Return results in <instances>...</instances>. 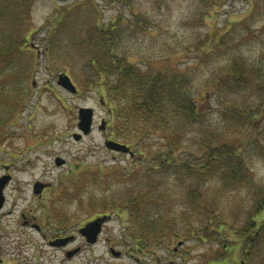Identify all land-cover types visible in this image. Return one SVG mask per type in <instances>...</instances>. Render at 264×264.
I'll list each match as a JSON object with an SVG mask.
<instances>
[{
  "label": "trees",
  "instance_id": "1",
  "mask_svg": "<svg viewBox=\"0 0 264 264\" xmlns=\"http://www.w3.org/2000/svg\"><path fill=\"white\" fill-rule=\"evenodd\" d=\"M226 1L211 4L221 7ZM33 3L0 0V112L11 113L0 117V130L30 95L18 88L37 59L28 46ZM67 16L58 14L53 35H60L58 25L63 27ZM135 18L121 15L102 27L95 17L75 27L71 37L72 62L82 69L78 76L84 87L104 98L113 139L133 152L137 149L146 163L112 176L116 191L99 201L97 210L126 221L124 236L135 255H155L162 245L170 250L175 242L199 237L233 243L243 248L246 264H264V186L254 182L246 155L247 146L264 132V66L240 49L253 35L252 24L249 19L239 21L245 35L238 38L232 26L216 40L211 36L197 46V66L209 56L228 52L227 62L210 72L205 87L214 82L220 97L228 99L214 120L200 103L203 88L193 75L197 66L157 72L129 60L125 38L136 36L146 23L138 14ZM236 189L248 191L246 200L235 201L238 209L228 207L234 202L227 195ZM234 262L221 257L208 264H244Z\"/></svg>",
  "mask_w": 264,
  "mask_h": 264
},
{
  "label": "rangeland",
  "instance_id": "2",
  "mask_svg": "<svg viewBox=\"0 0 264 264\" xmlns=\"http://www.w3.org/2000/svg\"><path fill=\"white\" fill-rule=\"evenodd\" d=\"M211 1L205 4L204 0H34L28 21L33 34L28 46L35 52L37 59L27 81L21 83V89L18 88L30 95L27 96L26 106L18 108L16 116L10 118L0 130V167H8L10 174L18 176L22 183L26 200L21 203L20 211L32 207L30 190L34 180L50 183L53 193L48 195V200L52 202L59 220L57 227H67L72 231L76 237L73 248L81 247L84 250L72 261H65L64 252L60 249L53 253L44 250L39 255L38 263V256L32 254L36 251L31 249L20 256L34 261L29 263L24 259L25 264H208V261L221 257L228 258L230 263L236 261L246 264L242 247H235V244L220 239L208 241L199 237L188 238L183 243L175 242L170 250L162 245L155 255H135L128 248V240L124 236L126 221L124 223L123 219L109 214L110 211L97 210L96 205L115 193L116 184H112V176L135 164L144 168L146 163L140 161L137 149L134 157L107 149V141H116L108 125V106L94 89L84 87L78 76L83 73L82 69L73 64L70 53L75 27H83L93 22L95 17L94 20L100 26H110L121 15L134 20L138 14L143 17L140 21L146 23L141 25L144 29L136 36L125 38L128 41L125 47L129 60L144 69L151 68L157 72H183L197 66V57L200 55L197 46L202 47L211 36L216 40L227 27L234 26L236 38L245 35L243 27L237 23L249 19L253 35L245 39L240 49L247 57L260 61L264 66V0H227L221 7L212 6ZM58 14L68 16L63 19V27L58 25L60 35H53ZM200 14L206 16L201 18ZM218 54L209 56L193 71L195 84L203 88L200 103L211 112L210 117L214 120L226 108L224 103L228 100L223 95L220 97L214 82L205 88L207 80L211 78L210 72L227 62L228 52ZM61 74H67L72 79L79 94L73 95L58 85ZM82 108L94 110V129L90 135L76 141L73 136L80 133L79 111ZM10 114L0 112L1 120L4 115L6 118ZM106 137L109 138L107 141ZM141 148L146 149L143 146ZM246 155L254 182L264 186V132L253 145L247 146ZM58 158L65 160V164L57 166ZM100 172L103 174L100 175ZM247 195L245 189L232 191L227 196L234 204L228 207L238 209L239 202L235 201L246 200ZM107 215L111 218L106 219ZM98 216L105 220L99 241L86 247L79 229L92 223V219ZM15 220L16 217H3L0 224L10 237L7 258L16 260L20 258L17 256L20 251L13 254V249H17L18 245L14 241L18 240V235L22 233L37 244L41 241L28 229L19 228L22 226H17ZM112 248L120 253L119 257L111 254Z\"/></svg>",
  "mask_w": 264,
  "mask_h": 264
},
{
  "label": "flooded vegetation",
  "instance_id": "3",
  "mask_svg": "<svg viewBox=\"0 0 264 264\" xmlns=\"http://www.w3.org/2000/svg\"><path fill=\"white\" fill-rule=\"evenodd\" d=\"M108 139L106 137V141ZM2 170L5 172L1 173ZM19 180L20 179L18 176H13L10 174L8 167L4 166V169L0 167V219L3 217H16L15 223L17 226L21 225L22 227L19 228H26L31 231V233L37 235L41 243L38 241L37 244L36 242L26 238L24 234L21 233L17 237L18 240L14 241V243L18 246L17 249H13V254L20 251L17 255L20 257L23 256L26 251L32 249L36 251L32 254L34 257L38 256L37 262L39 263V255H42L44 250H47L46 253H53L55 250L60 249L64 252L65 261H72L76 256L81 254L84 249L81 247L76 248L79 249V252L75 255L72 254V252L76 250L73 248V243L76 241V237L67 227H57L60 223L54 213V206L52 202L48 200V195L53 193V190L51 189L52 185L45 181L34 180V182L31 184L30 190V197H32V207L28 210L20 211V207L22 205L21 203L26 199L23 196L21 188L22 183ZM35 202H38L39 204H35ZM39 214L40 219L38 218ZM99 218L100 216L92 220L95 221ZM81 237L85 240V246H90L86 239L83 236ZM9 241V235L3 231V227L0 224V264H25L24 259L29 263L34 262L32 259H22L21 257L17 258L16 260L12 258L8 259L7 256L9 255ZM37 252L38 255H35ZM65 261H62V263Z\"/></svg>",
  "mask_w": 264,
  "mask_h": 264
},
{
  "label": "water",
  "instance_id": "4",
  "mask_svg": "<svg viewBox=\"0 0 264 264\" xmlns=\"http://www.w3.org/2000/svg\"><path fill=\"white\" fill-rule=\"evenodd\" d=\"M58 85L64 88L66 91H69L71 94H76L78 92L77 87L75 86V84L72 82V79L67 74H61L59 76ZM94 115L95 112L91 108L80 109L79 125H78L80 133L74 134L73 136L76 141H80L81 139H83L84 136H88L89 134H91L94 124ZM106 146L109 150L115 152H121V153H129L131 156H134V152L126 144H122L115 141H107ZM56 164L57 166L60 167L65 164V160L58 158L56 160ZM104 222H105L104 219H99L97 221L88 224L87 226L83 227L80 230V233L86 238L88 244L93 245L98 242ZM78 252L79 249H76L72 252V254L75 255ZM112 254L116 257L120 256V253L115 252L114 250H112Z\"/></svg>",
  "mask_w": 264,
  "mask_h": 264
}]
</instances>
